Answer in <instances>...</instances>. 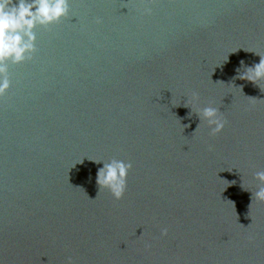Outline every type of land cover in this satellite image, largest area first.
I'll use <instances>...</instances> for the list:
<instances>
[{
    "label": "water",
    "instance_id": "obj_1",
    "mask_svg": "<svg viewBox=\"0 0 264 264\" xmlns=\"http://www.w3.org/2000/svg\"><path fill=\"white\" fill-rule=\"evenodd\" d=\"M33 31L0 97V264H264V84L235 78L264 56V0H68ZM110 159L132 165L118 201Z\"/></svg>",
    "mask_w": 264,
    "mask_h": 264
},
{
    "label": "clouds",
    "instance_id": "obj_2",
    "mask_svg": "<svg viewBox=\"0 0 264 264\" xmlns=\"http://www.w3.org/2000/svg\"><path fill=\"white\" fill-rule=\"evenodd\" d=\"M145 3L150 4L151 0H145ZM67 12L68 0H0V97L10 87L7 74L8 65L20 64L32 59V54L36 50V37L33 29L36 26L43 27L53 24L65 17ZM143 14L151 15V7L145 6ZM99 22L97 19V23ZM258 55L260 56L259 63L244 67L242 72L238 69L235 78L251 82L261 90V85L264 84V56ZM240 64L243 66V61ZM197 101V94L192 93L190 100H186L184 105L196 113L200 121L196 129L203 121L209 129V135H217L225 127V119L217 107L211 104L197 107ZM91 161L102 164L95 176L99 191L107 190L114 200H120L125 192L126 178L132 167L131 163L120 159ZM254 178L259 184L256 191H250L252 201L264 203V171H257ZM160 235L161 237L166 236L167 229H161ZM66 264H72L70 257Z\"/></svg>",
    "mask_w": 264,
    "mask_h": 264
}]
</instances>
